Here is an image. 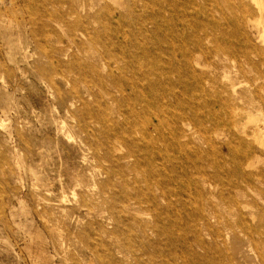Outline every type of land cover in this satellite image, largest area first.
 Returning a JSON list of instances; mask_svg holds the SVG:
<instances>
[{
	"label": "rangeland",
	"instance_id": "rangeland-1",
	"mask_svg": "<svg viewBox=\"0 0 264 264\" xmlns=\"http://www.w3.org/2000/svg\"><path fill=\"white\" fill-rule=\"evenodd\" d=\"M116 1L0 0V264H93L98 257L89 247L100 239L120 248V253L112 252L114 264H264L258 209L252 206L255 215L244 220L245 209L242 216L225 214L228 205L214 197L202 214L206 192L185 185L191 177L202 185L200 170L215 183L214 194L235 179L230 155L216 152L228 136L215 147L201 146L209 160L189 152V162L183 160L165 136L166 145L159 148L175 161L148 155L142 146L139 160L128 155L131 142L125 136L134 128L139 140L142 126L137 121L150 111L137 98L144 94L155 102L149 86L158 82L153 74L139 76L132 69L158 61L179 66L174 61L182 50L179 43H166L165 29L153 28L144 3ZM82 3L87 18L80 12ZM105 4L113 15L98 18ZM238 7L239 0H217L207 9L225 44L246 43L264 54L257 6L248 1L246 15ZM72 8L85 18V34L76 15H70ZM205 19L192 10L187 21L177 17L170 23L173 31L184 28V39H192L202 35L200 23H209ZM240 20L243 30L237 29ZM192 43L183 47L194 52ZM147 50L148 59L138 57ZM240 59L226 50L218 58H202L206 66L198 71L215 78L220 98L237 108L236 122L252 135L264 122V107L229 95L239 80L234 60ZM246 90L235 87L236 95ZM216 110L226 119L224 109ZM184 127L195 130L188 122ZM250 161L255 165L248 172L264 169V152ZM160 189L176 190L181 202L159 201V212L154 211L149 201ZM244 191L242 185V195ZM130 197L135 200L127 201ZM136 200L141 204L132 206ZM114 227L118 236L110 240L104 233ZM142 227L147 233H141Z\"/></svg>",
	"mask_w": 264,
	"mask_h": 264
},
{
	"label": "bare ground",
	"instance_id": "bare-ground-1",
	"mask_svg": "<svg viewBox=\"0 0 264 264\" xmlns=\"http://www.w3.org/2000/svg\"><path fill=\"white\" fill-rule=\"evenodd\" d=\"M98 1L100 2L102 0ZM109 1L119 4L116 0ZM133 1L144 3L145 5L142 6V9L145 11L146 9L151 10L150 15L152 18L150 22L153 28L157 31H163L165 29L166 43H172V47L173 44L179 43L182 51L179 60L175 59V51L174 54L171 53L175 59L174 62H177L179 66L173 64V66L170 67L165 65L164 62L158 61L148 62L146 67L141 65L132 69L135 70L139 76L146 77L148 73L153 74L158 78V82L156 85L151 84L149 86V88L153 90L152 94L155 102H152L144 94L139 95L137 98L138 101L141 102H139L140 105H142L141 108L150 111L149 113H144L143 117H140V120L137 121V124L142 126L140 139L134 138L133 134L136 133L134 128L129 130L128 136H125V138L131 142V149L128 155L130 157H136L137 160H139L140 156L138 153H142L139 147L142 146L148 155L153 157L160 156L165 159V161H175V158L171 155L165 158V155L159 148V144L164 142L163 137L165 136L166 140H168L172 146V149L184 156L183 160L189 162L188 160H190V158L188 152L193 153L196 158L201 157L209 160L208 154L203 153L201 146L206 145L210 148L215 147L217 140L222 139V136H228V138H230L229 141H227V143H219L216 152L220 155L223 153L230 155L231 160L234 162V170H236L235 179L228 181L226 185L222 184V188L218 191V194H214V190L212 189H215V183L208 180L204 171L200 170L199 174L200 177H202V185H199L198 181L196 182L194 180V177H191L189 181L187 180L188 183H185V185L193 186L199 194H201V191L206 192L203 198L206 204L202 206V214L208 211L210 201H212L214 197H218L228 205L225 214L235 212L242 216L241 213L243 209H245L248 214L244 215V220L246 215H255L251 209L252 206H255L258 209V214L261 216V222L258 224L257 228L264 229V169H256L253 172H248V170L255 165V162L250 161L252 156L263 154L264 152V122L260 125L257 124V131L252 135L245 129H241L238 122L235 120L237 108L232 107L227 99L223 100L220 98V93L214 87L216 83L215 78H209L198 71V68L202 69L206 66V62L203 63L202 58L203 60L209 61L211 58L215 59L220 57L221 54H225L226 50L232 51L234 57L237 54L241 59L240 61L234 60L236 61L239 80L235 82V84L232 83L231 90H229L230 99L233 101H258V106L264 107V54L246 43L239 44L236 42L231 45L224 43L222 37L223 33L222 31H220L221 33L216 31L219 29V26L215 19L209 17L207 9L208 4L211 2L216 3L217 0ZM248 1L252 5L255 4L257 6L259 20L263 24L264 29V0H239L238 9H240L242 13H245V15L250 12ZM201 2H204L205 5H202ZM80 7V12H84L86 15L82 16H85V18L89 17L86 5L82 3ZM92 7H95V4H92ZM136 9H133V12H136ZM76 10L77 8H72L70 15H76L77 19H79L76 24L80 27V31L85 34L88 29L87 25H84L85 18L83 19L79 13L75 12ZM192 10L204 13V15H206L205 20L209 21V23H203V25H201L202 22L200 23L199 31L202 32V35L198 34L193 36L192 39H184L182 36L184 28L180 26L181 28L173 31L172 28L174 25H172L170 21H174L177 17L180 18L181 22L187 21L186 15ZM103 14L106 16L113 15V9L109 4H105L100 9L97 17L99 18L103 16ZM243 27L244 23L240 20L237 29L243 30ZM242 37L245 38L244 32L242 33ZM261 38L264 42V31ZM186 42H193L192 45L195 47L194 52L188 51L187 48L183 47V44ZM149 54H151L149 50L143 51L138 57L148 59L150 56ZM155 54L161 57L162 51L157 48ZM173 60L171 59V61ZM146 70L148 72H146ZM163 78H165V82L162 81ZM241 85L247 87V92L236 95L235 87H241ZM206 86H208L209 89H207ZM192 94H194V96L196 95L194 101L189 99ZM167 95H170L174 102L170 101ZM199 104H202V106ZM216 106L225 110L226 119L222 118L217 113ZM200 111L202 112L201 114L206 113L208 115H203L206 116V119L200 116ZM129 115H133L131 109H129ZM155 121H158V123H155ZM186 122L194 125L195 130L192 131L185 128L184 125ZM250 122L252 123L253 121ZM208 123L210 126H207ZM220 130H222L223 133ZM239 145L241 146L240 150L237 148ZM255 145L259 146L262 152L257 151ZM114 148L116 149V147ZM223 159L226 160L225 158ZM216 164H219V162ZM242 185L245 186L246 189L243 195ZM249 197L252 200L248 199ZM133 199L135 200V198L130 197L127 201H133ZM180 200V193L176 190H169L166 192L164 189H160V192L154 194L149 202L151 208L159 212V201H168L169 204H175L174 202L179 203L181 202ZM137 203L141 204V202L136 200V202L131 205L137 206ZM201 203H203V201H201ZM212 203L213 202H211V205ZM125 207L129 208V206ZM241 223L242 225L244 224V228L249 227L245 221L243 222L241 220ZM239 226H241L240 223ZM140 231L144 234L147 233L146 227L140 228ZM104 234H108V238L111 240L118 236V229L114 227ZM99 242L100 244H96V246L92 248L89 247L95 256L98 257V262L93 264H114L112 252L116 250L120 253V248L114 243H111L112 246L109 247V244H106L103 239H100ZM100 249L104 252L101 256L97 254V251Z\"/></svg>",
	"mask_w": 264,
	"mask_h": 264
}]
</instances>
